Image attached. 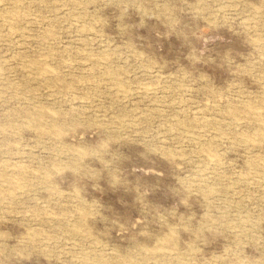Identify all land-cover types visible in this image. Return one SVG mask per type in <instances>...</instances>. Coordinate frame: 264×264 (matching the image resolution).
I'll list each match as a JSON object with an SVG mask.
<instances>
[{
	"label": "rangeland",
	"instance_id": "rangeland-1",
	"mask_svg": "<svg viewBox=\"0 0 264 264\" xmlns=\"http://www.w3.org/2000/svg\"><path fill=\"white\" fill-rule=\"evenodd\" d=\"M0 264H264V0H0Z\"/></svg>",
	"mask_w": 264,
	"mask_h": 264
}]
</instances>
